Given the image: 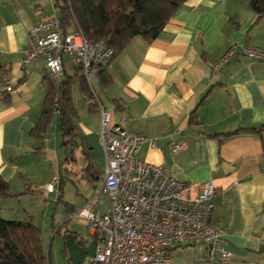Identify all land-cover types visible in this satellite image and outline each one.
<instances>
[{"label":"crops","instance_id":"crops-1","mask_svg":"<svg viewBox=\"0 0 264 264\" xmlns=\"http://www.w3.org/2000/svg\"><path fill=\"white\" fill-rule=\"evenodd\" d=\"M55 17L60 13L53 0H0V87L7 81L14 84L12 92L0 98V176L12 193L9 199L0 198V217L8 221L27 222L31 204L37 199L50 202L59 180L52 192L46 188L65 164L57 111L42 138L31 136L48 94L43 80L47 69L22 64L29 30ZM241 44L264 49V15L257 20L250 0H187L157 39L134 38L105 66L110 84L99 76L92 81L113 122L145 138L141 160L180 181L214 182L211 226L228 228L223 247L233 257H217L213 264H264V133L226 136L264 126V62L240 56L214 76L215 64ZM64 69V76L83 75L69 57L64 58ZM72 100L79 117L78 143L100 172L93 163L94 152L104 153L100 114L89 106L78 83L72 87ZM195 110L197 120L191 123ZM174 144L184 147L173 154ZM101 182L85 190L79 208L94 199ZM27 186L34 192L17 197ZM70 216L66 221L71 222ZM68 230L74 232L72 223ZM63 250L72 264L65 245ZM202 252L198 245L177 249L173 263L210 264L199 262Z\"/></svg>","mask_w":264,"mask_h":264},{"label":"built area","instance_id":"built-area-1","mask_svg":"<svg viewBox=\"0 0 264 264\" xmlns=\"http://www.w3.org/2000/svg\"><path fill=\"white\" fill-rule=\"evenodd\" d=\"M29 44L22 50L24 68L44 65L56 87L62 82L64 58H71L89 84L100 114V140L105 153V173L94 199L70 216L86 220L96 241L93 256L84 264H174L172 252L202 246L200 263L228 261L233 253L223 247L229 230L212 227L217 188L213 181L188 183L175 179L162 167L138 157L144 137L115 124L112 113L93 90L92 81L112 60L114 51L104 39L89 40L76 27L64 28L60 17L34 25ZM246 57L264 62V49L232 46L215 64V75L230 61ZM14 88L0 87V98ZM56 94L55 101H57ZM183 144H174L173 154ZM59 178L47 186L52 192Z\"/></svg>","mask_w":264,"mask_h":264},{"label":"trees","instance_id":"trees-1","mask_svg":"<svg viewBox=\"0 0 264 264\" xmlns=\"http://www.w3.org/2000/svg\"><path fill=\"white\" fill-rule=\"evenodd\" d=\"M53 1L60 13L63 27L66 29L76 27L92 41L104 39L114 51L112 60H115L136 37H143L149 41L157 39L176 12L187 2V0ZM250 6L256 13L257 20L263 17L264 0H250ZM98 76L101 82L110 84L111 78L105 68ZM43 80L47 84L48 94L40 120L31 130V136L42 138L57 111L60 115L62 147L66 153L65 164L60 168L58 175L60 190L63 189L64 176L70 173L78 174L84 182L93 183L99 178V172L92 164L87 151L78 143L79 117L72 100V87L78 83L87 97L89 106L95 107L99 112L95 96L83 75L68 77L65 74L58 87L49 74L44 75ZM56 94H58L57 101H55ZM207 96L203 98L200 106L206 101ZM196 112L195 110L191 116V123L197 120ZM241 132L262 136L264 126L238 130L226 136L237 135ZM80 158H86L87 163L79 168ZM33 192L31 186H27L24 192L16 196L31 195ZM10 197H12L11 185L0 176V198L9 199ZM70 208L69 215H72L76 209L71 206ZM68 223L69 220L64 223V241L66 242L68 233H73L78 243L86 246V241L82 237L68 230ZM60 230L61 228H58L56 232ZM64 245L67 250L66 243ZM0 264H52L50 251L46 250L42 241L41 229L34 224L32 219L22 222L8 221L0 217Z\"/></svg>","mask_w":264,"mask_h":264},{"label":"rangeland","instance_id":"rangeland-1","mask_svg":"<svg viewBox=\"0 0 264 264\" xmlns=\"http://www.w3.org/2000/svg\"><path fill=\"white\" fill-rule=\"evenodd\" d=\"M79 111L80 114L84 113L82 109ZM93 158V163L96 162L100 171L98 174L99 178L96 181L86 184V182L80 179L78 174H66V176H64V184L62 185L63 189L60 190L58 185L57 194L50 197V202L46 199H37L33 204H31V214H27L28 220L30 221L32 219L34 224L41 229L42 241L46 250L50 251L52 264H70L68 259H66L63 254V232L65 231L64 223L70 216V206L75 209H80L79 206L82 204L84 199L85 190L92 188L93 184L99 185L101 182L106 166L105 154L100 149L93 153ZM86 163V158H80L78 167H83ZM23 205L24 207L27 206L25 203H23ZM69 223H72V229L79 237H84L88 240L90 230L86 227V220L76 216L73 217ZM58 228H61V230L57 233L56 231Z\"/></svg>","mask_w":264,"mask_h":264},{"label":"water","instance_id":"water-1","mask_svg":"<svg viewBox=\"0 0 264 264\" xmlns=\"http://www.w3.org/2000/svg\"><path fill=\"white\" fill-rule=\"evenodd\" d=\"M86 241V246L80 245L76 236L73 233H68L66 236L67 253L72 264H84L88 256H93L96 250V241Z\"/></svg>","mask_w":264,"mask_h":264}]
</instances>
